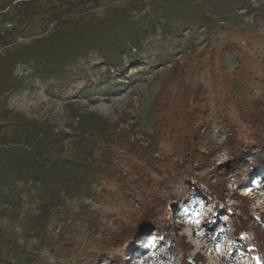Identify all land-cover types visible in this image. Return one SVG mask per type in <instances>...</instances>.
Masks as SVG:
<instances>
[{
    "label": "trees",
    "instance_id": "16d2710c",
    "mask_svg": "<svg viewBox=\"0 0 264 264\" xmlns=\"http://www.w3.org/2000/svg\"><path fill=\"white\" fill-rule=\"evenodd\" d=\"M51 1L42 34L0 55V97L39 85L73 102L112 96L160 67L173 69L202 43V51L223 60L237 54L225 100L236 114L234 120L225 117L232 134L218 146L204 124L194 125L176 108L168 126L171 151L166 149L159 163L165 175L161 189L175 201L204 195L212 203L216 197H233L228 171L241 189L252 179H264V50L257 49L263 47L257 26L264 22V0L130 1L104 17L88 18L73 12L101 0H13L17 23L0 33V44L22 33L21 26ZM134 12L143 14L136 19ZM241 38L258 52L243 51ZM76 117L80 122L65 134L2 110L0 264H98L104 257L122 264L127 253H137L134 242L148 239L153 230L170 245L180 239L177 215L142 174L147 151L119 134L114 122L86 125L83 116ZM116 158L125 160L137 179L119 174ZM258 235L243 243L264 260V247L255 245L264 244V237ZM185 264L192 263L187 259Z\"/></svg>",
    "mask_w": 264,
    "mask_h": 264
},
{
    "label": "rangeland",
    "instance_id": "374dc122",
    "mask_svg": "<svg viewBox=\"0 0 264 264\" xmlns=\"http://www.w3.org/2000/svg\"><path fill=\"white\" fill-rule=\"evenodd\" d=\"M130 1L150 0H101L97 5L88 3L84 10H76L73 15L104 17L113 7H123ZM53 3L44 2L45 7L35 20L21 26L22 33H14L10 43L0 44V55L39 37L45 25L44 10ZM12 5L13 0H0V29L5 22H14L13 25H16L17 18ZM134 14L139 19L143 13ZM258 25V39L263 47L258 46L257 49L263 52L264 22ZM52 26L51 24L50 28ZM239 41L243 51L253 54L258 52L251 41L245 38ZM202 49L203 44L198 43L191 53L180 59L174 70L168 69L169 66L164 69L160 67L112 96L89 99L81 97L73 102L74 100H67L64 95H51L35 80L34 84L39 87L13 89L0 97V114L7 109L27 119L51 125L56 133L65 134H71L72 127L80 122L77 115L83 116L81 122L86 125L95 121L114 122L119 134L125 135L130 143L147 151L150 161H142V174L147 184L157 191L160 188L168 202V209L174 211V216L177 215L174 228L177 230L176 236L181 240L176 239L170 245L161 241L160 234L153 230L148 239L141 243L134 242L132 250L137 247L134 249L137 253H127L122 264H185L187 259L192 264H264V260L252 251L255 250L254 247H245L243 243V238L255 239L259 237L258 233L264 237V179L261 182L252 179L250 186L241 189L242 186L236 184L232 171H228L226 175L230 183L227 186L232 187L234 195L230 198L225 195L224 198H213L212 203L207 202L204 195H191L182 202L175 201L165 189H161L165 175L159 163L164 151L171 147V129L168 126L176 118V108L186 118L193 119L194 125L204 124L207 135L218 146H222L232 134L225 117L234 120L236 114L228 109L225 100L229 95L228 75L236 70L238 64L237 54H226L223 60ZM161 103L162 106H159ZM10 120L9 118L3 122ZM9 129L10 127H6L2 132ZM159 146L164 150H158ZM114 160L119 174L126 176L129 181L137 179V174L125 160ZM251 160L252 157L249 161ZM261 173H264V169ZM196 181H191L193 191L197 190ZM200 187L205 188L206 185L202 184ZM105 209L109 210L110 207ZM115 211L119 213L117 209L112 212ZM167 233L172 234V230ZM255 245L264 247L260 241ZM98 264L116 263L104 257Z\"/></svg>",
    "mask_w": 264,
    "mask_h": 264
},
{
    "label": "built area",
    "instance_id": "2783aa9c",
    "mask_svg": "<svg viewBox=\"0 0 264 264\" xmlns=\"http://www.w3.org/2000/svg\"><path fill=\"white\" fill-rule=\"evenodd\" d=\"M14 22H5L2 24L1 29H0V33L4 34L6 31L12 30V28L14 27L13 25Z\"/></svg>",
    "mask_w": 264,
    "mask_h": 264
}]
</instances>
